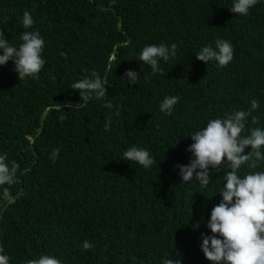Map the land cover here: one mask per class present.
Listing matches in <instances>:
<instances>
[{
    "label": "trees",
    "instance_id": "1",
    "mask_svg": "<svg viewBox=\"0 0 264 264\" xmlns=\"http://www.w3.org/2000/svg\"><path fill=\"white\" fill-rule=\"evenodd\" d=\"M232 4L0 0L5 38L21 43L28 11L34 24L27 30L45 40L46 61L38 79L19 80L11 60L0 66V154L20 166L15 183L5 185L14 202L0 188V245L10 264L43 254L61 264H162L180 256L182 264H211L201 233L211 235L206 225L222 199L223 171L210 169L211 183L202 188L195 179L183 183L176 165L192 158L188 136L225 112L249 110L252 99L259 121L250 116L246 128L264 129V0L247 16L232 13ZM217 38L234 46L223 68L196 58ZM173 43L176 57L158 63L163 74L138 60L146 45ZM93 70L107 95L82 103L71 85ZM128 70L140 73L136 85L124 77ZM165 96L180 98L171 115L159 109ZM109 100L111 109L104 106ZM133 145L153 156L150 169L122 159ZM246 171L242 166L241 176ZM85 240L93 249L81 251Z\"/></svg>",
    "mask_w": 264,
    "mask_h": 264
},
{
    "label": "clouds",
    "instance_id": "2",
    "mask_svg": "<svg viewBox=\"0 0 264 264\" xmlns=\"http://www.w3.org/2000/svg\"><path fill=\"white\" fill-rule=\"evenodd\" d=\"M257 3L258 0H233L230 11L247 16ZM22 24L26 30L21 33V43L18 46L11 44L5 38L3 29H0V66L11 60L19 80L29 77L38 79V74L46 63L42 57L45 40L38 30H27L34 24L28 11L23 13ZM176 49L175 43L170 47L164 44L146 45L138 60L150 66L154 74H163V69L158 67L159 61L174 59ZM60 55L66 58V53L61 52ZM196 58L205 63L214 60L223 68L233 61L234 46L230 40L217 38L215 47L211 44L202 47L196 53ZM139 75V72L133 70L124 73L131 85L138 83ZM105 85L106 82L93 70L90 77L74 82L71 89L79 92L84 103L91 101L93 97H105ZM179 99V96H165L159 105L160 111L171 115ZM250 105L247 111L225 112L221 117L209 119L205 127L195 130L188 136L193 141L187 148L192 154L190 162L187 165H176L183 183L195 179L202 188L211 183L210 169L223 171L225 182L218 192L222 199L212 207L206 225L211 235L201 233L200 248L211 264H264V170L256 171L259 162H264V129L246 128L250 116L252 124L259 121L258 117L252 116V112L259 108V101L252 99ZM104 106L109 109L114 107L110 100ZM115 115H120L119 106ZM110 124L111 118L105 121V131L110 130ZM249 148L250 151L245 154V149ZM58 157L59 149H53L50 158L55 160ZM122 159L136 162L146 170L156 163L147 149L135 145L123 153ZM242 166L248 169L243 176L240 174ZM19 167L15 160L8 161L7 153L0 154V188L5 201L14 202L10 188L5 185L15 183ZM91 249V242H82L81 251ZM10 260L11 257L5 254V248L0 245V264H10ZM24 264H61V260L55 255L43 254L38 258L26 259ZM162 264H182V257H165Z\"/></svg>",
    "mask_w": 264,
    "mask_h": 264
}]
</instances>
